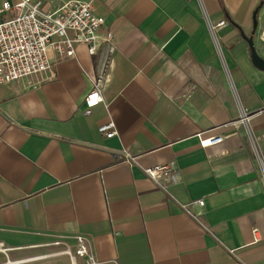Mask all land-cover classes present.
<instances>
[{"label":"crops","instance_id":"1","mask_svg":"<svg viewBox=\"0 0 264 264\" xmlns=\"http://www.w3.org/2000/svg\"><path fill=\"white\" fill-rule=\"evenodd\" d=\"M69 1L91 2L105 18L101 35L113 33L103 102L89 108L85 97L105 47L92 56L80 45L64 60L52 53V71L0 84V241L9 248L0 259L264 264V71L247 40L264 58V4L254 26L264 0L56 4ZM244 115L250 123L234 126ZM109 121L111 139L99 132ZM199 133L226 139L204 149ZM124 151L137 162L124 163ZM171 162L179 180L168 191L142 170ZM199 200L193 212L211 233L182 210Z\"/></svg>","mask_w":264,"mask_h":264},{"label":"built area","instance_id":"2","mask_svg":"<svg viewBox=\"0 0 264 264\" xmlns=\"http://www.w3.org/2000/svg\"><path fill=\"white\" fill-rule=\"evenodd\" d=\"M51 11H44L42 0H1L0 8V84L16 83L33 79L53 69L51 54L56 59L64 60L76 56V48L80 45L88 47L92 56H97L101 47L106 51L100 57V71L92 89L85 97L87 107L93 108L103 102L104 87L112 56L116 51L114 37L111 31L101 35L105 18L95 13L91 2L69 1L56 4ZM7 15V17H6ZM9 15V16H8ZM222 22L216 27L224 26ZM39 83H32L38 86ZM250 117L244 115L233 123L248 125ZM99 132L107 139L118 135L116 124L109 121L99 126ZM202 148L207 149L222 144L226 137L215 135L205 137L204 133L197 135ZM122 161L128 164L137 162V157L124 151ZM144 174L154 185L164 191L179 180V171L174 162L152 168H143ZM205 201H192L182 205L185 214L200 223L204 231L211 230L202 223L193 212L194 207H204ZM256 230V234H257ZM79 248L77 256L88 254L83 237L77 238ZM234 254V251H230ZM90 264L93 259L89 257Z\"/></svg>","mask_w":264,"mask_h":264},{"label":"water","instance_id":"3","mask_svg":"<svg viewBox=\"0 0 264 264\" xmlns=\"http://www.w3.org/2000/svg\"><path fill=\"white\" fill-rule=\"evenodd\" d=\"M258 12L259 11H256L255 14H254V26H255V29H257V26H258V20H257ZM247 40H248V43H249L250 48H251L252 61H253L254 65L257 68H259V69L264 71V58L258 54V52L256 50V47H255V44H254V38L250 37Z\"/></svg>","mask_w":264,"mask_h":264},{"label":"rangeland","instance_id":"4","mask_svg":"<svg viewBox=\"0 0 264 264\" xmlns=\"http://www.w3.org/2000/svg\"><path fill=\"white\" fill-rule=\"evenodd\" d=\"M0 249H9L3 242L0 241ZM3 256V259H0V264H7L8 262H10V257H9V251L6 254H1Z\"/></svg>","mask_w":264,"mask_h":264},{"label":"trees","instance_id":"5","mask_svg":"<svg viewBox=\"0 0 264 264\" xmlns=\"http://www.w3.org/2000/svg\"><path fill=\"white\" fill-rule=\"evenodd\" d=\"M263 4H264V2L262 1V3L260 4V6L257 8L256 11H259L262 8Z\"/></svg>","mask_w":264,"mask_h":264},{"label":"bare ground","instance_id":"6","mask_svg":"<svg viewBox=\"0 0 264 264\" xmlns=\"http://www.w3.org/2000/svg\"><path fill=\"white\" fill-rule=\"evenodd\" d=\"M4 252V251H3ZM8 264H13L12 262H8Z\"/></svg>","mask_w":264,"mask_h":264}]
</instances>
